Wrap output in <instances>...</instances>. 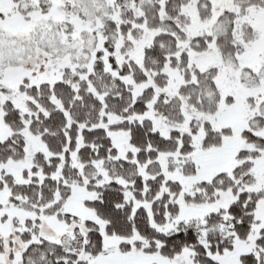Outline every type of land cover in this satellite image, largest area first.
Here are the masks:
<instances>
[{
  "label": "snow or ice",
  "instance_id": "obj_1",
  "mask_svg": "<svg viewBox=\"0 0 264 264\" xmlns=\"http://www.w3.org/2000/svg\"><path fill=\"white\" fill-rule=\"evenodd\" d=\"M0 264H264V0H0Z\"/></svg>",
  "mask_w": 264,
  "mask_h": 264
}]
</instances>
